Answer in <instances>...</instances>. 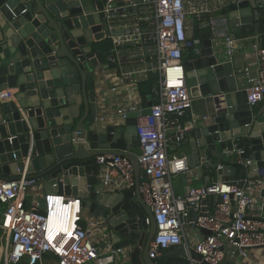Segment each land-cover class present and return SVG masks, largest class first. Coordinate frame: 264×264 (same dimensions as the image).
Wrapping results in <instances>:
<instances>
[{"label":"water","instance_id":"water-1","mask_svg":"<svg viewBox=\"0 0 264 264\" xmlns=\"http://www.w3.org/2000/svg\"><path fill=\"white\" fill-rule=\"evenodd\" d=\"M105 2L0 0V91L18 89L15 99L0 100V178L16 180L26 174L47 193L80 199L83 210L99 221L100 245L120 249L125 264H210L195 250L191 261L177 245L150 258L157 224L140 192L141 177L147 174L136 149L138 118L149 115L154 102L142 96L140 108L119 124L102 125L96 118L92 74L104 63L103 46L109 42ZM223 3L229 31L252 33L245 40L264 45V0ZM196 40L199 53H184L187 85L191 98L211 114L198 116L190 131L188 165L211 166L221 177L244 173L256 180L259 213L264 214V176L258 174L264 168V111L249 103L223 41L212 33ZM106 155L132 162L134 189L114 190L102 181L98 157ZM224 249L222 264H244L239 255H228L227 240ZM0 264L11 263L2 254Z\"/></svg>","mask_w":264,"mask_h":264},{"label":"built area","instance_id":"built-area-1","mask_svg":"<svg viewBox=\"0 0 264 264\" xmlns=\"http://www.w3.org/2000/svg\"><path fill=\"white\" fill-rule=\"evenodd\" d=\"M190 0H106L105 38L111 43L108 60L119 59L126 46L143 56L144 68L124 74L142 77H158L151 113L138 118V163L147 174L141 179L140 192L152 209L157 231L150 244L149 255L157 259L164 248L183 246L191 261V251L200 253L210 264H222L225 241L228 255L247 256L249 248H264V214L255 213V189L257 181L247 177L233 180H217L210 184L191 187L184 195L174 191L173 178L188 169L186 156L171 155L186 139L195 119L182 118L192 109L183 65L184 53H199L197 40L188 36V18L211 13L210 8H197ZM208 1V0H203ZM147 12L143 24L127 22L129 16L136 21L140 12ZM193 28V25H191ZM246 37L226 36V51L231 57L235 46ZM258 73L249 78L246 90L251 105L264 106V45L258 41L252 47ZM245 73L249 76V70ZM16 91L8 88L0 91L1 99H15ZM140 105L132 103L120 107L116 114L127 118ZM104 119L103 116L97 119ZM104 166V183L111 186L120 180V188L133 189L136 175L132 162L124 156H100ZM264 176V168L258 169ZM37 184L36 179L6 180L0 178V204L3 206L2 227L7 237L3 252L6 262L15 264H115L120 249L109 244L105 248L94 240L92 227L97 219L82 223L84 210L81 201L73 196L46 194L44 203L26 197ZM221 196L214 211L205 213L204 201ZM64 209H67L64 211ZM58 213L63 226L51 225V216ZM61 213V214H60ZM150 220L147 219V223ZM202 229L210 234H201ZM100 231V230H99ZM101 239V238H100Z\"/></svg>","mask_w":264,"mask_h":264},{"label":"crops","instance_id":"crops-1","mask_svg":"<svg viewBox=\"0 0 264 264\" xmlns=\"http://www.w3.org/2000/svg\"><path fill=\"white\" fill-rule=\"evenodd\" d=\"M223 1L224 0H192L191 2L197 8H210L212 9L211 13H204L200 15V17H191L188 18L189 27H188V36L192 39L195 36L194 32L196 27L200 29L201 33L213 34L220 38L224 43V49L226 52V58L231 60L234 63V68L238 73V77L241 83L247 88L249 85V78L255 77L258 73V67L256 63L255 54L252 51V47L255 44L256 39H250L248 41L243 40V42L238 43L235 48L233 55L231 57L227 54L226 51V36H234V37H250L253 36L252 33H231L225 24V19L222 17L223 15ZM190 0H188V4ZM148 16L147 12H140L138 17H142L141 20L136 21L134 16H129L127 18L128 23H132L133 21L139 22L141 24L144 23L146 17ZM223 24V25H222ZM193 25V28L191 27ZM207 27V28H206ZM206 28V29H205ZM196 39V38H194ZM108 45V46H107ZM104 48V63L95 69L93 75V84L97 94V116H103L104 119L98 120L102 125H113L114 123H121L124 121V118L118 114H116V110L120 107L129 106L132 103H136L140 105L141 97L146 96L141 94L139 91V81L145 79V75L142 77H138L135 75L129 76L124 74V72L133 69H140L145 67V63L143 62V56L139 57L134 51V49L130 46H126L121 53L119 59L108 60L110 56V46L111 43H107ZM188 51V50H186ZM185 51V52H186ZM246 68L249 70V76L245 73ZM150 76V75H149ZM16 92L18 89L13 88ZM154 92V91H153ZM148 98L154 100L155 92L153 94H147ZM200 101L194 99L192 104V109L184 116L183 120H192L195 119V124L197 117L201 118L205 116H210L211 112L208 110H201V106H199ZM259 109L264 111V106L262 103L256 105ZM204 119V118H203ZM193 124V127L195 126ZM193 129V128H192ZM191 135L190 133L186 137V139L180 144V146H176V148L171 152V155H179L189 157L191 152ZM139 148L136 149V153L138 154ZM189 162V158H188ZM103 168L102 181L104 180L105 168ZM3 177H7L8 175L2 173ZM142 176V175H141ZM236 176H223L221 177L217 170L213 169L211 166L202 167L201 165L196 166L195 169H192L188 165V169L185 172L177 174L173 178L174 191L177 195L186 194L191 187L202 186L206 184H210L217 180H233L236 179ZM243 178V177H241ZM141 179H143L141 177ZM120 180L116 179L111 183V186H108L111 189H125L120 188L119 185ZM134 189V188H133ZM46 194H58V193H47L46 187L43 184H36L31 191L28 192L26 197V203L29 205L32 201H41L44 203V198ZM60 195V194H59ZM255 195V206L253 211L258 214L259 212V202ZM218 197H209L206 201H204V211L205 213H211L214 211L216 201ZM2 217H3V206L0 205V256H2L6 245H7V237L5 230L2 227ZM89 220H94L92 216L88 215L87 212L83 213V221L84 225L87 224ZM92 233L94 235V240L99 245L101 244L100 239V231L99 224L93 226ZM204 234L202 231L200 233ZM101 246V245H100ZM108 248V247H107ZM105 248V249H107ZM247 256H239L244 264H264V248H249L246 250ZM127 258L124 256H118L115 264H125Z\"/></svg>","mask_w":264,"mask_h":264},{"label":"trees","instance_id":"trees-1","mask_svg":"<svg viewBox=\"0 0 264 264\" xmlns=\"http://www.w3.org/2000/svg\"><path fill=\"white\" fill-rule=\"evenodd\" d=\"M200 29H198L196 27V30L194 32L195 36H193L192 38H201V37L209 36L208 33H201ZM157 79H158V77L156 75L152 74V75L148 76L147 78L139 81L138 85H139V91L141 92V94H143V95L153 94L154 93L153 88L156 86ZM241 177H245V174L244 173L239 174L235 178L237 179V178H241Z\"/></svg>","mask_w":264,"mask_h":264},{"label":"bare ground","instance_id":"bare-ground-1","mask_svg":"<svg viewBox=\"0 0 264 264\" xmlns=\"http://www.w3.org/2000/svg\"><path fill=\"white\" fill-rule=\"evenodd\" d=\"M67 209H64V211H66ZM61 214V213H60ZM51 225L57 226V227H62L63 226V222L61 217L59 216L58 213H53V215L51 216Z\"/></svg>","mask_w":264,"mask_h":264},{"label":"rangeland","instance_id":"rangeland-1","mask_svg":"<svg viewBox=\"0 0 264 264\" xmlns=\"http://www.w3.org/2000/svg\"><path fill=\"white\" fill-rule=\"evenodd\" d=\"M189 18H191V16H190ZM105 47H106V46L104 45L103 48H105Z\"/></svg>","mask_w":264,"mask_h":264}]
</instances>
